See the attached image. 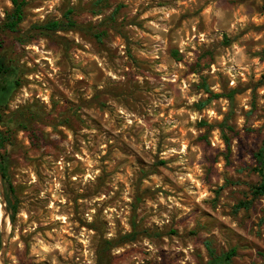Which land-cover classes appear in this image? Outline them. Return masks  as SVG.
I'll list each match as a JSON object with an SVG mask.
<instances>
[{"label": "rangeland", "instance_id": "374dc122", "mask_svg": "<svg viewBox=\"0 0 264 264\" xmlns=\"http://www.w3.org/2000/svg\"><path fill=\"white\" fill-rule=\"evenodd\" d=\"M26 1L0 29L5 264H264V0ZM69 9L78 30L39 28Z\"/></svg>", "mask_w": 264, "mask_h": 264}, {"label": "trees", "instance_id": "16d2710c", "mask_svg": "<svg viewBox=\"0 0 264 264\" xmlns=\"http://www.w3.org/2000/svg\"><path fill=\"white\" fill-rule=\"evenodd\" d=\"M13 10L7 13L5 20H0V29L11 32H17L19 26L24 21V10L27 5L26 0H12ZM73 10L69 9L64 14V20L50 21L44 25H40L39 28L47 33L59 32V31H74L81 28L80 25L73 19ZM20 70L17 66L8 62L6 57L0 50V169L3 175V179L8 181L9 179V163L6 156L2 155L1 151L4 150L11 143V135L5 132L1 127H7L14 124L16 121L13 119L7 120L5 118L4 110L8 105V102L14 93V91L20 86ZM257 161V167L255 171L263 178L262 183L253 188V195L255 197L264 196V146L254 154ZM11 193H14V188L10 185ZM7 202L10 210L12 211L11 219L14 221L17 214V207L12 200L10 193H7ZM248 203H240L237 208L247 207ZM148 234L147 231H143L138 225L136 219L132 222L131 233L122 237L120 244L136 241L140 236ZM108 245H112V242H107ZM209 252L211 260L207 264H226L229 263L233 256L236 254V250L233 249L229 253L222 256H217L215 251L209 244Z\"/></svg>", "mask_w": 264, "mask_h": 264}, {"label": "water", "instance_id": "95a60500", "mask_svg": "<svg viewBox=\"0 0 264 264\" xmlns=\"http://www.w3.org/2000/svg\"><path fill=\"white\" fill-rule=\"evenodd\" d=\"M0 185H2L1 175H0ZM0 204L2 208V218L0 223L1 246H2L0 251V264H5V256L8 247V239L10 235L9 227L11 225V217L9 215L7 203L3 195H2V202Z\"/></svg>", "mask_w": 264, "mask_h": 264}, {"label": "bare ground", "instance_id": "6f19581e", "mask_svg": "<svg viewBox=\"0 0 264 264\" xmlns=\"http://www.w3.org/2000/svg\"><path fill=\"white\" fill-rule=\"evenodd\" d=\"M0 216H2V214Z\"/></svg>", "mask_w": 264, "mask_h": 264}]
</instances>
